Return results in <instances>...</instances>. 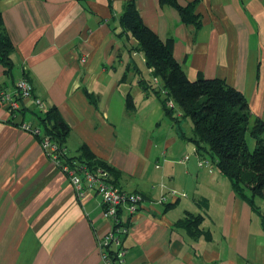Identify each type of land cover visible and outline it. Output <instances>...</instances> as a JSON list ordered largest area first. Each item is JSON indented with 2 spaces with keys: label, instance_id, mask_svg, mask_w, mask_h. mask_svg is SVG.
Masks as SVG:
<instances>
[{
  "label": "crops",
  "instance_id": "1",
  "mask_svg": "<svg viewBox=\"0 0 264 264\" xmlns=\"http://www.w3.org/2000/svg\"><path fill=\"white\" fill-rule=\"evenodd\" d=\"M127 1L0 0V29L14 47L10 74L0 62V88L13 92L26 77L42 102L26 99L14 115L0 105V264H103L97 243L111 221L100 196L80 199L39 139L20 126L37 125L49 107L69 126L70 155L86 145L113 169L119 187L145 197L130 219L126 264H264L260 215L215 164H198L194 144L128 68L144 56L120 24ZM193 1L199 27L159 0L134 4L160 39L172 37L173 57L190 80H224L264 121V0L177 3ZM258 205L263 209L262 200ZM188 214L201 217L196 236L177 224Z\"/></svg>",
  "mask_w": 264,
  "mask_h": 264
},
{
  "label": "trees",
  "instance_id": "2",
  "mask_svg": "<svg viewBox=\"0 0 264 264\" xmlns=\"http://www.w3.org/2000/svg\"><path fill=\"white\" fill-rule=\"evenodd\" d=\"M159 3L176 8L184 22L200 26V19L194 13L196 1L186 6H180L177 0H159ZM120 24L124 32L138 41L134 49L143 54L145 66L152 76V79L144 78L139 67L132 61L128 68L139 75L138 84L145 92L155 94L164 113L176 126L181 117L191 119L192 134L186 136L181 132V136L194 144L196 152L203 159L217 166L229 179L234 192L260 215L264 223V207L261 209L258 205V200L264 201V121L252 115L244 95L224 80L203 76L190 80L173 57L172 37L162 40L147 27L136 10L134 0L125 3ZM13 52L11 41L5 31L0 29V62L6 74L12 71ZM157 81L159 85L156 84ZM170 101L172 105L169 104ZM126 108L129 111L134 108L129 93L126 95ZM176 108L181 117L176 115ZM37 125L41 136H48L57 145L56 154L61 162L81 163L88 169L102 167L110 173V180L118 185L113 169L103 159L95 156L86 145H81L73 155L63 151L70 129L55 107L42 112ZM36 137L41 139L40 136ZM250 141L254 144L253 149H250ZM200 218L198 215L188 214L177 224L184 227L188 234L196 236L202 232L199 227ZM127 235L128 233L121 235L120 246L124 250ZM104 250L114 263L117 259L114 247L109 244Z\"/></svg>",
  "mask_w": 264,
  "mask_h": 264
},
{
  "label": "built area",
  "instance_id": "3",
  "mask_svg": "<svg viewBox=\"0 0 264 264\" xmlns=\"http://www.w3.org/2000/svg\"><path fill=\"white\" fill-rule=\"evenodd\" d=\"M26 99H32L37 105L42 107V102L33 97L32 84L26 77H20L15 81L14 91L9 92L4 88H0V105L6 107L10 114L14 115L22 108V103ZM172 105V101L169 103ZM20 126L30 131L35 136H40V144L45 153L56 161L59 168L66 174L74 191L80 199H84L90 194H97L101 198L103 205L102 215L111 221V227L104 235L98 239V249L103 264H126L125 250L121 248V235L128 233L132 216L139 211L144 203V196L137 191H127L114 184L110 180V173L102 168L97 167L88 169L81 163L61 162L56 154L57 145L53 143L48 136H41V130L38 125L22 122ZM67 152L66 147L63 149ZM188 156H184L181 161L186 160ZM208 160L200 159L198 164L207 163ZM165 200L161 197L160 201ZM111 244L117 251V259L114 263L110 261L105 246Z\"/></svg>",
  "mask_w": 264,
  "mask_h": 264
},
{
  "label": "rangeland",
  "instance_id": "4",
  "mask_svg": "<svg viewBox=\"0 0 264 264\" xmlns=\"http://www.w3.org/2000/svg\"><path fill=\"white\" fill-rule=\"evenodd\" d=\"M134 59L136 60L137 66L141 70V75L144 78H146V79H152L151 74L149 73L147 67L145 66V60H143L142 57L139 54H137L136 56H134ZM156 84L159 85V82L156 83ZM175 113H176V115L178 117H181V115L178 113V109L177 108H176ZM176 129H177V131H180V133L181 132H184L187 135H191L192 134V121H191V119L189 117H187V118L181 117V120L179 121L178 126H176ZM249 145H250V149H253V147H254L253 142L250 141V144ZM206 157L209 159V156L207 154H206ZM258 201L260 202L261 200H258ZM263 203H264V201H263Z\"/></svg>",
  "mask_w": 264,
  "mask_h": 264
}]
</instances>
